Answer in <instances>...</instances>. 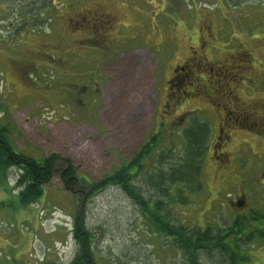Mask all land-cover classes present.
<instances>
[{
	"label": "rangeland",
	"instance_id": "rangeland-1",
	"mask_svg": "<svg viewBox=\"0 0 264 264\" xmlns=\"http://www.w3.org/2000/svg\"><path fill=\"white\" fill-rule=\"evenodd\" d=\"M65 1L70 5L58 14L42 10L49 21L28 28L29 3L0 0V123L10 128L18 152L51 163L44 192L30 205L18 207L0 186V264H68L81 246L74 233L79 217L99 264H188L169 239L146 229L118 187L91 192L90 184L127 161L157 129L158 150H174L170 161L177 160L182 130L196 116L211 128L203 188L174 216L204 227L223 226L251 208L264 212V133L233 120L254 124L251 111L258 119L264 115V0ZM87 12L108 19L97 13L91 22L72 20ZM192 50L203 58V70L197 65L195 79L180 78L184 73L173 69ZM228 77L231 98L221 86ZM211 98L232 125L222 131L220 159L211 144L222 108ZM70 167L72 183L65 178ZM16 174L15 167L9 170L8 185ZM253 244L246 264H264V239ZM199 257L201 264L219 260L212 253Z\"/></svg>",
	"mask_w": 264,
	"mask_h": 264
},
{
	"label": "trees",
	"instance_id": "trees-1",
	"mask_svg": "<svg viewBox=\"0 0 264 264\" xmlns=\"http://www.w3.org/2000/svg\"><path fill=\"white\" fill-rule=\"evenodd\" d=\"M24 1L28 2L30 6L29 11L24 10V23H27L28 28L39 27L42 22L51 19V17L44 19L42 10L50 13V10L54 8L57 10L56 14H58L60 7L66 8L65 5H70L65 0H60L58 4H54V0ZM223 1L226 4L229 1L239 2V0ZM31 8H34V10ZM38 15L42 19H39ZM72 20L76 22L80 19L74 17ZM87 25L89 26L87 29H92V32L97 30L96 26L98 24L92 27L88 23ZM28 30L24 28V32ZM88 38L89 40L93 39L91 36ZM192 56L194 58L190 61L194 64L191 67V62H188V71L190 70L187 76L188 80L195 79L194 73L198 71L196 70L197 65L202 71L205 64L203 58H201L202 60L200 59V54H192ZM238 56L243 57L241 53H238ZM222 64L225 66L220 65L219 68L224 67L230 73V77H233L234 70L227 69L230 65ZM208 67L213 70L211 64H208ZM185 72L182 73L185 75ZM210 77L207 76L205 78ZM230 77H228L227 83L226 81L221 83L223 95L229 98L232 96V90L226 87L232 81ZM211 100L216 106H221L216 98H211ZM233 102L235 104V101ZM221 108V122L217 125L218 132L211 144L213 156L219 159L220 155H224L221 151L224 143L222 141L224 139L222 131L227 123L228 126H232L228 122L230 117L226 115L223 109L225 107L221 106ZM253 112H250L249 119L256 121L253 122L254 124L241 121L239 117L236 119L237 116L233 120L234 122L239 121L240 127L244 129L249 128L257 134L264 133V131L256 127V124H261L264 127V115L258 119ZM190 120V124L182 130L181 142L183 143V149L181 150V155H177V160L170 161L174 150H165L166 155L163 154V150H158L162 138L160 137L161 131L157 129L155 132L147 134L142 144L127 161L122 162L117 169L101 177L96 183H91V192L110 185L118 187L130 197L133 204L137 207L146 229L150 230L151 233L155 232L169 239L173 247L186 256L188 264H201L199 256L204 253L206 256L210 253L217 256L219 259L217 264H246L253 257L250 252L254 245L253 242L256 239H264V212L251 208L248 211L237 214L223 226H213L206 223L204 227L188 226L174 216L175 211L181 209V205L190 202V193L195 194L202 190L203 159L210 150L211 128L209 121L196 116H191ZM9 129L8 126L0 123V186L3 187L7 195H11L16 199L18 207H24L36 202L43 194V183L47 182L50 177L51 163L47 158L37 159L18 152L8 139L7 133L10 131ZM170 143L175 144L172 137L170 138ZM13 167L17 170V177L13 186H8V172ZM72 174L73 168L70 167L65 173V178L70 183L76 180ZM139 175H141V178L136 181L135 178ZM14 188L17 189L16 193ZM74 233L79 238L81 246L68 264H99L89 250L88 243L91 233L84 231L80 217L74 223ZM85 234L88 235L87 239ZM247 247L249 248L247 249ZM209 260L213 261L214 264L216 263L213 259Z\"/></svg>",
	"mask_w": 264,
	"mask_h": 264
},
{
	"label": "flooded vegetation",
	"instance_id": "flooded-vegetation-1",
	"mask_svg": "<svg viewBox=\"0 0 264 264\" xmlns=\"http://www.w3.org/2000/svg\"><path fill=\"white\" fill-rule=\"evenodd\" d=\"M99 10V9H98ZM97 13L98 14H101L103 17H105V18H107L104 14H102V13H100V12H87V13H82V14H80L79 15V17L77 18V19H80L81 21H90L89 20V16L91 15V14H96L97 15ZM108 19V18H107ZM108 21V20H107ZM83 25V23L80 25V26H82ZM192 48V47H191ZM196 53V51L195 50H192V54L194 55ZM192 58H194L193 56H191L188 60H184V61H182L180 64H178V65H175V67H174V69H173V71H175V72H177V71H179V72H185V75L184 76H188V74H189V71H188V62L192 59ZM191 62V61H190ZM184 76H181L180 78H183ZM176 77V78H175ZM178 77L179 76H177V74L173 77V75H172V79L173 78H175L176 80H178ZM172 94L174 93V92H171ZM168 95H170V94H168ZM167 95V96H168ZM166 102H167V105H168V99H167V97H166V100H165ZM223 129V128H222ZM243 201H244V198H241V199H239V202H241V204L243 203ZM236 202V201H235Z\"/></svg>",
	"mask_w": 264,
	"mask_h": 264
}]
</instances>
